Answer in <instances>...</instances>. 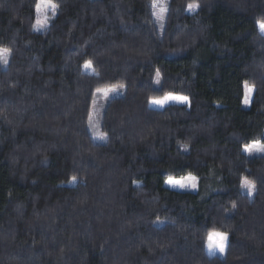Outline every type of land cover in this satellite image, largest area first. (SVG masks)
Masks as SVG:
<instances>
[{
    "label": "trees",
    "instance_id": "trees-1",
    "mask_svg": "<svg viewBox=\"0 0 264 264\" xmlns=\"http://www.w3.org/2000/svg\"><path fill=\"white\" fill-rule=\"evenodd\" d=\"M52 2L37 31L38 0H0V264H264V153L244 151L264 144V0ZM167 93L188 103H150ZM185 175L196 192L165 186Z\"/></svg>",
    "mask_w": 264,
    "mask_h": 264
},
{
    "label": "snow or ice",
    "instance_id": "snow-or-ice-1",
    "mask_svg": "<svg viewBox=\"0 0 264 264\" xmlns=\"http://www.w3.org/2000/svg\"><path fill=\"white\" fill-rule=\"evenodd\" d=\"M157 5L154 4L153 7H156ZM197 4H189L188 9L192 10L194 8H197ZM37 13H46L49 9L52 11L53 14L56 13V10L58 8V5L53 3L52 0H40L39 3L35 5ZM165 9L161 8V12H164ZM47 16L43 15L42 19H37L36 24L33 27L36 28H43L47 24ZM257 25L259 27L260 33L264 35V19L258 20ZM9 54L10 49L8 48H0V64L7 65L9 63ZM84 67L86 69L92 68L91 61H87L84 64ZM157 75L159 73L157 72ZM122 87V86H121ZM245 88L248 93H251L253 91V88L245 82ZM118 91V88L112 87L108 89H96V92H103L104 96L107 97L109 92L116 93ZM170 102L180 103V104H186L188 103V97L187 96H181V95H174L172 93H167L162 97L159 98H151L150 103L157 106H164L165 104H168ZM244 103H248L247 96L245 97ZM98 136L100 139H105V134L98 133ZM244 151L248 153H252L253 151L256 152H264V144L259 143H253L249 145L244 146ZM73 181H75V177L72 178ZM195 178L194 177H181L180 179H174L172 177H169L165 182L173 187H179V188H186V187H195ZM242 186L247 188L249 195H251L256 190V184L247 179L244 178L242 180ZM235 207V205H233ZM228 240V235L223 232H211L208 235V248L210 250L212 249H218L219 252L223 253L225 251V245L226 241Z\"/></svg>",
    "mask_w": 264,
    "mask_h": 264
},
{
    "label": "rangeland",
    "instance_id": "rangeland-1",
    "mask_svg": "<svg viewBox=\"0 0 264 264\" xmlns=\"http://www.w3.org/2000/svg\"><path fill=\"white\" fill-rule=\"evenodd\" d=\"M40 2V0H38V3ZM161 8H164L165 9V7L164 6H162V5H157L156 7H153V13H154V17H155V21H156V23H157V25H158V27H159V29H161V27H162V23H163V21H164V13H165V11L164 12H161ZM196 8H194V9H192V10H189L188 8H187V11H194ZM52 11L49 9L46 13H37V11H36V16H37V18H36V21H37V19H42L43 18V15H46L47 16V24L43 27V28H36V27H33L35 30H37V31H42V30H44L46 27H47V25H48V22H49V19H50V17L52 16ZM36 21H35V24H36ZM34 24V25H35ZM258 26V25H257ZM258 29H259V27H258ZM260 31V30H259ZM87 62V61H86ZM84 64H85V62L82 64V68H83V70L84 71H86V72H93V70H92V68H89V69H86L85 67H84ZM122 85H116V86H110V87H105V88H101V89H108V88H112V87H116V88H118V91L116 92V93H112V92H109V94H108V96L107 97H105L104 96V94H103V92H96V97H95V99H94V101H93V104H92V108H91V112H90V116H89V123H88V126H89V131H90V133H91V135H92V137H93V139L96 141V142H105V140H106V138L105 139H100L99 138V136H98V133H102V134H105L104 132H102L101 131V129H100V118H101V115H102V111H103V107H104V104L109 100V99H111V98H113V97H117V96H120V95H122L123 93H124V87L122 86ZM252 94H253V91L251 92V93H248L247 92V90H246V88H245V95H244V100H245V97L247 96V99H248V103L247 104H245L244 103V100H243V103H244V105H249V103H250V99H251V97H252ZM153 105V104H152ZM157 106V105H156ZM105 136H106V134H105ZM253 143H259V144H263V143H261L260 141H254V142H252L251 144H253ZM264 152H256V151H253L252 153H249L250 155H260V154H263ZM189 176H191V177H194L195 178V181H194V183H195V187L193 188V187H191V186H189V187H186V188H179V187H173V186H170V185H168L166 182H165V186H167V187H173L174 189H177V190H181V191H191V192H196L197 191V186H198V180H197V177H195L194 175H185V176H183V177H189ZM181 178V177H180ZM180 178H174V179H180ZM241 189L244 191V192H246L247 194H248V196H252L253 195V193L251 194V195H249V193H248V190H247V188H245V187H243L242 186V184H241ZM225 247H226V245H225ZM205 248H206V252H207V254L208 255H222V254H224V252L223 253H221V252H219V250L218 249H212V250H210L209 248H208V237H207V242H206V246H205Z\"/></svg>",
    "mask_w": 264,
    "mask_h": 264
}]
</instances>
